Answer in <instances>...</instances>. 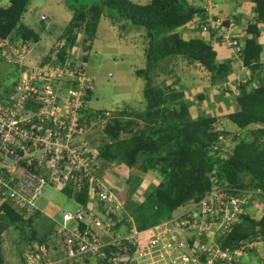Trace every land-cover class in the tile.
Here are the masks:
<instances>
[{"label":"trees","instance_id":"trees-1","mask_svg":"<svg viewBox=\"0 0 264 264\" xmlns=\"http://www.w3.org/2000/svg\"><path fill=\"white\" fill-rule=\"evenodd\" d=\"M31 1L9 0L8 5H0L1 40L17 41L21 38L23 43L30 46L40 42L41 34L22 21ZM245 1L252 4L254 11V16L247 20V26L240 19L243 15L236 14L223 20L222 28L225 31L219 30L221 37L217 38L221 41L230 29V24L234 22L244 32L243 35L231 32L230 36L238 42L240 55L235 52V57L219 63V52L210 43L202 38L185 39L178 31L193 21L195 30L201 31V21L209 16L204 7L191 4L188 0H151L147 4L132 0H92L91 3L78 4L70 0L72 6L67 3L73 16L59 39H66L63 52L59 54L60 59L65 55V47H80L83 51H89L90 46L83 44L96 39L103 16L110 18L114 24L125 23L122 29L127 32L133 28L144 27L147 30L146 35L151 39L146 53L147 67L137 71L139 76L146 79L145 109L130 112L123 109L113 115L109 112L108 116L104 109H86L88 117L92 116L95 120L100 117L102 120L106 119L103 133L107 141L99 147V157L108 162L122 161L137 172L129 176L125 197H122L123 191L121 194L117 191L121 187L114 188L117 195L122 197L124 206V219L119 224L128 222L133 214L137 226L144 228L168 219L180 207L199 203L214 193L215 199L224 201L221 207L226 208L232 198H242L246 191L264 192V80L250 77L245 82L227 88L225 91L228 93H233V88L236 89L237 96L236 109L231 110V105H227L225 115L222 110L219 113L213 108L201 111L200 104L206 99V95L193 93V88H184V84H181L180 89L179 81L169 83L168 79L176 73L175 68L167 70L159 66L167 58L182 56L190 63L203 66L210 73L213 83L227 79L231 60L235 58L240 60L241 66L249 70L259 69L262 66L264 50L261 39L264 30V0ZM216 19L221 22L220 18ZM210 28V32L215 31L213 26L208 27V31ZM87 55H83L86 61ZM159 67L169 76L163 77L157 71ZM177 76L184 81L182 76ZM89 93L88 101L92 98L93 91ZM196 103L200 114L194 118L190 107ZM126 118L129 119L125 120ZM225 119L233 122L238 129L228 130ZM219 121L220 125H217ZM238 130H249L252 139H239ZM230 139L233 144H225ZM25 168L26 165L15 168L18 170L15 171L16 176H20L19 170L23 171ZM28 168L33 170L30 166ZM140 173L143 175L142 180L149 173L155 174L159 183L150 186V190L146 192L140 191ZM3 190L8 192L7 188ZM136 191L145 193L146 198L141 202L135 200ZM61 192L81 204L89 201L87 189L76 192L65 187ZM259 196L262 197L263 194ZM248 202L253 205V198L250 197ZM16 205L8 201L0 205V264L5 262L2 250L3 234L11 225H16V228L23 231L30 228L29 235L24 236L25 247L20 250L22 256L26 248H34L40 244H46L50 248L49 243L55 244L52 234L57 226L55 219H60L61 214L48 217L50 226L40 235L34 225L36 219L42 215L41 211L37 209L28 215L21 213L18 203ZM248 206L249 203L241 206L239 218L227 232L218 227V208L209 212L210 230L216 232L215 242H220L224 249L233 251L248 246L253 240L264 241V211L261 218H254L252 214L244 213ZM194 236L195 233H192L193 238ZM203 237L206 239L208 235ZM206 256L207 254L202 255V260ZM246 258H250V254L242 256L234 264ZM88 262L89 260L85 263Z\"/></svg>","mask_w":264,"mask_h":264},{"label":"built area","instance_id":"built-area-1","mask_svg":"<svg viewBox=\"0 0 264 264\" xmlns=\"http://www.w3.org/2000/svg\"><path fill=\"white\" fill-rule=\"evenodd\" d=\"M212 1L204 0L208 6ZM209 21L219 28L220 22L209 17L201 21L200 28L204 30ZM65 44L66 39L59 40L33 67L27 62L30 45L22 39H0V59L21 67L11 91L0 95V205L18 203L19 211L30 215L48 188L89 192L86 204L77 201L75 211H64L55 219V244L26 248L24 264H86L87 260V264H234L254 246L264 244L253 240L233 251L224 249L215 242L216 232L208 224L209 212L218 208V227L229 231L241 206L253 195L248 191L242 198H232L226 208L214 193L192 203L183 215L176 217L175 211L172 217L148 227L139 228L131 218L119 224L124 219L122 200L108 184L107 164L96 153L97 145L84 138L95 123L104 121L86 112L94 80L78 48L65 47L64 57L59 58ZM22 165L27 168L16 176L15 168ZM113 167L117 168L114 163Z\"/></svg>","mask_w":264,"mask_h":264},{"label":"rangeland","instance_id":"rangeland-1","mask_svg":"<svg viewBox=\"0 0 264 264\" xmlns=\"http://www.w3.org/2000/svg\"><path fill=\"white\" fill-rule=\"evenodd\" d=\"M70 1V0H69ZM67 0H32L27 11L25 12L22 21L28 24L31 28L35 29L41 34V40L37 44L31 46L32 51L29 53L28 62L29 65L35 67L39 61L44 57H34V49L40 48L42 46V41H45L44 36L51 37L54 41L55 37L58 34H62L66 29L70 20L68 16L71 14V9L67 4ZM73 2H78V4H87L91 3L92 0H72ZM140 4H147L151 0H132ZM191 4H197L201 7L210 8V19L218 21L216 18H220L221 22L219 28H215L213 32H210L212 28L208 31V27L213 26V22L208 23L206 28L202 31L195 30L194 27L188 28L187 30H178L181 33V36L185 39L191 38H202L208 43H210L220 54H222L223 59L218 56V63L225 62L229 60L228 58L235 57L233 53L240 55L241 48L238 46V42L235 40L226 41V39L233 34L243 35V31L235 25L234 22L230 24L231 29H228L227 33L223 35L224 38L218 41L217 38L221 37V32L219 30L222 28L223 20L230 19L232 16H235V10L232 15L231 12H228L229 8L231 11L236 6L231 5L229 0H223L220 3L221 8H224L227 12L223 14L219 13L218 6L219 1H212V4L207 5L204 0H188ZM235 1V0H234ZM72 6V2H69ZM9 0H0V5H8ZM249 5V4H247ZM75 6V5H74ZM246 6V5H245ZM250 6V5H249ZM78 7V6H77ZM242 12H245L247 19L245 21V26H247L248 21L251 17L254 16V11L249 9L248 6L241 8ZM241 12V10H236ZM46 15L48 20L43 21L41 15ZM214 17H216L214 19ZM228 17V18H227ZM253 19V18H252ZM234 24V26H233ZM242 24V25H244ZM46 25V26H45ZM125 23L114 24L112 20L106 16L101 18L96 39L93 42H88L83 44L84 46H90L89 51H83L82 48L78 47L79 51L82 54H79L81 57L87 55V61L84 59V62H88L87 72L93 78V95L90 101L88 102V107L92 110H105L109 115H113L115 112H120L123 109L130 111H143L146 107L144 89L146 86V79L143 76H139L137 71L146 69L147 67V57L146 53L151 45V39L146 35V28H133L128 32L123 30L122 27ZM45 26V28H44ZM83 38V37H82ZM262 42L264 44V30L262 33ZM49 40L47 39L46 43ZM264 49V48H263ZM262 66L259 69L253 71L252 69L241 68V63L239 59L231 60V70L230 74L226 80L212 82L211 75L208 73L203 66L199 63H190L187 59L182 56L171 57L160 63V67L170 70V68H175V74L171 75L168 79L169 83H174L175 81L184 84V88H193V93H204L206 99L202 102L201 111L208 109H214V111L222 110L223 114H227V105H231L230 109H236V96L237 91L233 88V93H228L225 90L229 87H233L241 82H245L250 77L255 79L261 78L264 80V50L261 58ZM157 70L162 74L163 77H168L166 73L161 71V68ZM19 68L21 67L15 63H8L0 59V95H6L11 91V88L15 81L20 76ZM25 69V67H24ZM243 69V72H242ZM180 75L184 78L178 79ZM256 85V84H254ZM251 88V85L249 86ZM197 93V94H198ZM196 94V95H197ZM198 106V104H197ZM190 110L195 118L197 114H200L195 110V105L190 107ZM112 117V116H111ZM130 117V116H129ZM129 118H126L127 120ZM124 120V121H125ZM106 123V119L98 124H94L92 131L88 132L85 135V140L90 141L93 145H97L96 153L98 147L105 144L107 139L103 133V129ZM217 125H220V121ZM225 127L228 130L238 129L237 126L230 120L225 119ZM239 131V130H238ZM234 132V131H233ZM239 139H252V135L249 130L239 131ZM89 135V136H88ZM227 145H232L233 143L230 140L225 142ZM114 164L117 166L114 167L111 171L105 174V177L108 181L111 189L116 193V187H121L118 193H122V197H125L128 192V179L131 174H136V169H130L122 161H114ZM139 178L143 179V175L140 173ZM155 174L149 173L144 177V180L141 181L138 189L140 191L146 192L150 190V186L153 184L159 183L158 180H154ZM135 178L133 179V181ZM130 184V182H129ZM152 184V185H151ZM116 186V187H115ZM130 186V185H129ZM123 189V190H122ZM134 194V199L138 201H143L146 198L145 193ZM117 194V193H116ZM138 195L137 197L135 195ZM120 197V196H119ZM120 197V198H122ZM261 197L258 196V199H253L257 204L249 205L245 209V213H250L254 218H261L264 211V194ZM249 200V199H248ZM39 204V210L41 211V216L36 219L34 227L39 232L43 234L50 226V217H57L58 213H63L64 211H75L77 209V202L74 198L67 197L62 192L56 191L54 188H48L45 191V195L41 197ZM191 204L177 209L175 216H181L185 213L186 210H191ZM129 212V211H128ZM130 214V213H129ZM131 214L130 218L132 221L134 218ZM49 217V218H48ZM129 218V219H130ZM57 219V218H56ZM135 222V220H134ZM136 223V222H135ZM137 225V223H136ZM123 230H127V227H124ZM25 231V232H24ZM16 228V225H11L10 228L4 232L3 241H2V250L5 257L4 264H23V256L20 254V250H23L25 247V238L30 232L28 229ZM26 236V237H24ZM220 238V237H219ZM60 244V243H59ZM255 249L250 252V258L243 259L237 264H264V244H259L258 247L254 246ZM257 247V248H256Z\"/></svg>","mask_w":264,"mask_h":264},{"label":"crops","instance_id":"crops-1","mask_svg":"<svg viewBox=\"0 0 264 264\" xmlns=\"http://www.w3.org/2000/svg\"><path fill=\"white\" fill-rule=\"evenodd\" d=\"M222 2H223V0H220L219 1V6H218V10H217L220 14L221 13L223 14L224 12H227L224 8H221L222 6H220V3H222ZM229 2L231 3V5L236 6L237 8L233 9L232 11L229 8L228 12L230 11V12H233L234 13V10H235V13L236 14H242L243 17L240 18V19L245 23L244 20L247 19V15L245 14V12H242V9L241 8L248 6L249 9H252V4L249 1H245V0H235V1L234 0H229ZM247 4H249L250 6L247 5ZM238 9L241 10V12H237L236 10H238ZM41 16H43V15H41ZM72 16H73V12L71 11V14L68 16V19L71 20L72 19ZM47 20H48V17H47ZM25 24H26V22H25ZM26 25L29 26L28 24H26ZM190 27L191 26H186V27L180 28L178 30H185V31L187 30L188 31V28H190ZM188 32H190V31H188ZM61 33H63V32H61ZM61 35L62 34H58L55 37L54 41L52 40L51 37L44 36L45 37V41L44 42L42 41L43 44H42V46L40 48H37V49H34L33 50V52H34V55L33 56L34 57H43V56L46 57L50 53V51L53 49V47L56 45V43L60 39ZM47 39L49 41L46 43ZM219 56L221 58L223 57L222 54H220V53H219ZM27 62H30V61L27 60ZM242 72H243V69H242ZM197 104L198 103L195 104V110H196V112H198L197 111V109H198ZM154 180H157V179H154Z\"/></svg>","mask_w":264,"mask_h":264},{"label":"clouds","instance_id":"clouds-1","mask_svg":"<svg viewBox=\"0 0 264 264\" xmlns=\"http://www.w3.org/2000/svg\"><path fill=\"white\" fill-rule=\"evenodd\" d=\"M214 1H216V0H214ZM204 7V6H203ZM205 8V7H204ZM207 11H208V14H209V18H210V8L209 9H207V8H205ZM41 19H42V17H41ZM198 19H200L199 17L197 18V20ZM43 21H45V20H47V17H46V19H42ZM187 26H191V27H195V25H194V21L193 22H190V23H188V25ZM202 31V30H201ZM21 39V38H20ZM59 41V40H58ZM58 43V42H57ZM56 43V44H57ZM56 46V45H55ZM54 46V47H55ZM54 47H53V49H54ZM53 49L50 51V53L53 51ZM236 52V51H235ZM239 56V55H238ZM237 57V56H236ZM237 58H239V57H237ZM84 59V58H83ZM87 66H88V62H87ZM241 68H244V69H248V68H246V67H244V66H241ZM101 158V157H100ZM102 159V158H101ZM103 161V160H102ZM103 163L104 164H107V166H106V173H108L109 171H111L112 170V165H113V163L114 162H108L107 160H104L103 161ZM126 165V164H125ZM127 166V165H126ZM128 167V166H127ZM105 172V171H104ZM105 173V174H106ZM116 188H118V187H116ZM61 192V191H60ZM248 192H251L253 195H252V197L251 198H253V199H258V196L259 195H261V194H264V192H262L261 190H249ZM260 197V196H259ZM71 198V197H70ZM261 199H262V197H261ZM260 199V200H261ZM40 201V200H39ZM255 201H258V200H255ZM255 201H253V203H255V204H257V202H255ZM77 202V201H76ZM249 205H250V202H249ZM245 213V212H244ZM62 214V213H61ZM61 216V215H60ZM239 218V217H238ZM237 218V219H238ZM235 222H236V220H235ZM234 222V223H235ZM234 223L232 224V225H234ZM154 225V224H153ZM151 226V225H150ZM148 227V226H147ZM232 227V226H231Z\"/></svg>","mask_w":264,"mask_h":264}]
</instances>
